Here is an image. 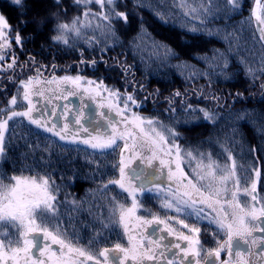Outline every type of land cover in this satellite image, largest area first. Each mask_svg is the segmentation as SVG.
I'll return each instance as SVG.
<instances>
[{
    "label": "snow or ice",
    "instance_id": "obj_1",
    "mask_svg": "<svg viewBox=\"0 0 264 264\" xmlns=\"http://www.w3.org/2000/svg\"><path fill=\"white\" fill-rule=\"evenodd\" d=\"M214 3L218 0H131L132 10L148 8L153 13L157 22L162 26L171 21L179 19L181 35L179 42L190 47L192 41L200 36L220 37L222 29H210L207 27L208 17L214 15ZM198 5V6H192ZM225 15L238 13L242 8L241 0H223ZM35 0H8V8L16 16L18 26L13 28L6 14L0 13V63L8 59V53L4 50L12 48V41L23 50L27 42L22 32L31 27L35 36L42 35L45 29H49L52 35L48 40L53 45L64 44L75 47L78 42L89 48H99L100 59L85 61L81 59L80 64L93 69L103 62V55L120 44L118 26L123 27L131 22V12L128 10V0H72V7L81 8L84 11L81 16L74 17L70 22H61V15L67 14L64 0H52V6L57 9L47 14L30 15ZM94 7L96 10H93ZM63 9V11H61ZM219 8L217 7V11ZM82 17V18H81ZM250 17L256 21L259 31V39L264 42V0H255V7L251 10ZM198 20L199 23H193ZM251 22V21H250ZM175 26V25H173ZM13 32L15 35L13 36ZM72 37L71 41L69 37ZM228 43V49L221 52L213 49L211 55L195 54L193 59L205 65V69H197L195 65L182 62L178 68L188 73L187 80L204 78L209 81L211 87L213 77H220L225 81L231 79L229 54L233 51L234 36L232 33L224 32L222 37ZM137 41L140 43L138 44ZM146 41H150L147 43ZM135 52L148 50L150 55L158 59L170 60L178 58V54L171 46L151 39L147 32L143 18L140 20V30L131 41ZM236 49H239L238 41H235ZM83 55V48L81 49ZM261 74H264V57H261ZM17 58L12 55L11 62L2 71L14 69ZM115 63L121 66V70L128 72V67L121 64L117 59ZM245 65L246 76H256V69L246 59H241ZM31 65L35 75L21 79L15 94L8 100V105L0 108V158L6 152L7 142L12 139H23L30 149H37L39 145L28 143V138L33 135V129H42L50 133L51 137H58L59 141H68L72 144H83L92 149L93 157L99 155L107 156L116 154L119 148V159L111 163V168L118 172L117 176L108 175L105 171L107 165L100 164L95 159L89 160V165H95L84 175V179L96 185L86 190L83 197L70 201L65 198L63 202L58 200L62 191V184H57L53 179V172L45 170L43 174L36 171L33 175H13L6 177L0 174V264H85L92 261L94 264H115L112 253H119L115 259L119 264H160L161 259L167 264H264V200L257 196V183L262 177L261 167L255 163L251 165V172L247 177L239 175V166L236 158L227 145H236L242 141L239 129L234 122L257 119L250 110L241 108L232 112L236 103L246 100L244 92L237 91L222 97L215 92L205 95L203 89H194L198 98H203L213 103L214 107H201L194 105L188 100V91L184 93L175 91L170 97H166L169 111L173 114L171 119L174 123L164 124L157 118L140 116L132 111L130 105L139 107L135 96L126 90L121 93L118 89H109L104 86L103 81L87 79L81 75H65L57 78L53 75L50 79L44 77L45 65H37L35 57L31 56L28 62L20 65L23 69ZM55 71V65L52 66ZM10 82H15V77L10 76ZM86 83L95 86L97 95L106 92L109 109L115 110V117H108L106 113H100L106 120L104 130L94 128L93 135L89 128L82 123L83 114H79L72 120L65 117L66 123L63 127L58 122L59 113L56 109L48 112L38 107L34 97H45L46 93L56 95V89L51 85H74L77 89ZM264 89V84L261 85ZM22 89V93H21ZM68 91L67 88L60 89ZM144 86H139L143 91ZM89 87L82 89L88 93ZM134 91H136L134 87ZM71 94V93H70ZM151 95V94H149ZM67 97H65L66 99ZM59 99V97H57ZM147 99V97H145ZM24 102L27 107L23 108ZM49 102L50 99H49ZM179 104V108H177ZM228 106V118L233 123L229 124V130L225 132L224 141L219 138L216 143L223 146L227 153V160L231 165L221 166L212 159L211 153L207 155L198 147L183 148L177 141L180 132L176 124L183 123L191 127L199 126L200 122H207L215 126L222 118V110ZM105 105H100L104 107ZM182 113L184 120L179 121L176 113ZM24 121H27L25 126ZM10 124L23 129L19 135ZM78 126V127H75ZM264 134V126L258 129ZM11 133V135H9ZM239 137V140L237 139ZM49 139V138H46ZM123 141V145L119 143ZM55 144V141H52ZM203 143V141L201 142ZM211 143V140H209ZM45 149L51 151L47 145ZM257 147L249 149L250 153H258ZM134 160H140L146 165L144 168H133ZM207 160V163H205ZM158 161V163H156ZM195 162V166H193ZM69 161V165H71ZM187 164L190 171H185L182 166ZM45 168H50L49 161L44 162ZM166 170V171H165ZM32 171V169H28ZM247 172V169H245ZM71 175L67 180L75 182L78 178L76 169L69 167ZM167 183L164 184L165 180ZM61 181L66 177L61 173ZM5 180L8 182L6 183ZM242 181L244 185L242 186ZM250 181V184L247 183ZM234 182V189L229 194V183ZM111 186L120 191L114 192ZM145 192H155L159 199L160 211L148 216L140 215L139 210L144 207L141 196ZM127 194L126 196L124 194ZM250 196L251 203L241 201L240 195ZM130 201V203H129ZM65 205V211L79 212L87 206V211L93 217L94 227L99 225L97 237L103 236L104 231H115L121 229L127 240V245L116 242L112 248H103L99 251L90 250L92 245L99 242L93 239L89 242V248L77 246L73 239L74 233H70L62 227L61 208ZM106 208L107 214H97L95 209ZM170 213H174L172 215ZM193 221L192 224L186 222ZM175 222L173 224L172 222ZM207 221L209 234L212 236L214 246L204 248L201 243L200 234L202 228L196 226ZM157 226L152 228V226ZM163 225V228H159ZM175 225H179L177 228ZM152 228L149 233L148 229ZM11 229H15L17 235L13 239ZM181 229H187V233ZM156 231L166 232L167 236H174L175 242L164 244L163 248L172 252L171 258L160 251L161 242L166 239L164 235L155 237ZM259 233L260 235H256ZM53 246H58L54 248ZM246 246V247H245ZM38 250L40 257L34 258L31 254ZM226 253V257H225ZM248 257L245 259V257ZM83 258V259H80ZM102 258V259H101Z\"/></svg>",
    "mask_w": 264,
    "mask_h": 264
},
{
    "label": "trees",
    "instance_id": "obj_2",
    "mask_svg": "<svg viewBox=\"0 0 264 264\" xmlns=\"http://www.w3.org/2000/svg\"><path fill=\"white\" fill-rule=\"evenodd\" d=\"M167 3L171 4V0H167ZM64 4L67 8V14L61 15V22H70L74 17L81 16V13L84 11L83 7L79 9L72 7V0H64ZM241 4L242 8L238 13H228L225 15L223 0H218V4L214 3V15L208 17L207 27L210 29H222L224 31L221 32L220 37L200 36L198 39L192 41L190 47H186L178 39L181 35L179 28L181 20L175 19L168 25L162 26L157 22L150 9L144 8L133 11L131 0H128L131 22L129 25H124L123 27L118 26L120 44L114 48H109L103 55V60L107 61V64L101 62L95 69L80 64V61L81 59L90 61L94 58L99 60L101 53L98 47L95 49L89 48L83 44V41L78 42L75 47L64 44L53 45L48 40V37L52 35V32L49 30L52 27L51 25H49V29L44 30L42 35L35 36V39H33L34 33L31 27H29L21 33L27 41L23 45V50L12 41V48L5 50L8 53V59L0 63L2 65L0 69V108L8 105V100L15 94L21 79H27L28 76L35 75L34 70H30V64L23 69L20 67V65L28 62L31 56L35 57L38 66H46L45 74L48 72H50L49 75L55 76H76L79 74L86 79L102 80L104 86L109 89H118L121 93H124L126 90L128 93H132L140 104L139 107L134 106L138 114L143 117L157 118L164 124L174 123L171 119L173 114L166 111L168 104L165 98L170 97L175 91L184 93L187 90L189 102L201 107H214V105L208 100L198 98L197 94L193 92L194 89H203L205 95L209 92H215L222 97V102L223 97L228 96L229 104H231L229 93L244 92L246 100L236 103L234 108H232V112H236L241 108L248 109L254 113L257 123H253L251 118L245 121L234 122V126L239 129L240 136L243 139L236 145L227 146L236 158V163L239 166V175L246 178L251 172V165L253 163L257 167H261L262 177L257 183L256 194L259 199L264 200V134L258 131L259 128L264 126V89L261 88V85L264 84V74H261L260 71L262 65L261 57H264V42H261L259 39L256 21L250 17L251 10L255 7V0H241ZM217 7L219 8L218 11ZM93 10H96V8L94 7ZM55 11L57 9L52 6V0H35V6L32 7L30 15H36L37 13L43 15ZM0 13L7 15L13 28L18 26L16 16L8 8V0H0ZM141 18H143L144 26L150 34L151 39L163 42L174 48L178 54V58L163 60L158 59L155 55H150L148 50L142 52L134 51L131 41L140 30ZM193 23L198 24L199 21L195 20ZM224 32L232 33L235 38L233 51L229 54L230 68L228 71L231 73V79L225 81L220 77H213L211 87H208L209 81L204 78H197L194 81L187 80L188 73L178 68L177 65L187 62L195 65L197 69H205L204 63L193 59V56L197 53L200 55H211L213 49L225 52L228 49V43L222 38ZM14 35L15 32H13ZM69 39L71 41L72 37L70 36ZM235 41H238L239 49H236ZM146 42L150 43V41ZM137 43L139 44L140 42L137 41ZM82 48L83 55H81ZM12 55H15L17 58L16 67L2 71L11 62ZM117 59L122 65L128 67L127 73L123 72L121 66L115 63ZM241 59H246L257 70L256 76L259 78L254 82L252 77L246 76L245 65L240 63ZM53 65H55V71H53ZM10 76L15 77L14 83L9 81L8 78ZM140 85L144 86L143 91H139ZM134 87L136 91H134ZM176 106L177 108L180 107L179 104ZM19 109L22 108H17L16 110ZM175 115L179 121H183L185 118L180 112ZM221 115L222 118L215 126L203 121L196 127L183 123L176 124L177 130L180 132L177 142L183 148L198 147L206 155L211 153L212 159L221 166L225 164L230 166L231 162L227 160V153L224 152L223 146L216 143L218 138L224 141L225 132L229 130V124L233 123L228 118L227 105H225ZM24 124L27 126V121H24ZM10 127L15 128L17 135L23 131L19 124H10ZM30 127L33 129L34 134L28 138V143L39 145L40 147L33 150L27 146L23 139L9 140L5 154L0 158V174L11 177L21 174L33 175L36 171L41 172V174L45 170L53 172V179L56 180L57 184H62V191L58 195V200L61 202L66 197L69 201L73 197L79 199L84 196L87 189L96 187L95 184L83 178L90 168L95 167V165L88 164L89 160L95 159L97 163L107 165L105 171L108 175L105 176V179L108 176L118 177V172L111 168V163L114 160L118 161L119 148L116 149L115 155L110 153L103 157L99 155L93 157L86 155V153L92 152V149L86 145L59 141L58 137H51L50 133H46L42 129L37 130L35 126ZM237 139L239 140V137ZM209 140H211V143H209ZM52 141H55V144ZM202 141L203 143H201ZM45 145L51 151L46 150ZM252 147H257L260 151L254 154L250 153L249 149ZM49 158L51 167L46 169L44 162L49 161ZM69 161L72 162L71 165H69ZM206 162L207 160H205ZM69 167L76 169L78 172V178L75 182L67 180V176L71 175ZM28 169H32V171L30 172ZM245 169H247V172ZM61 173H64L66 177L63 182L60 179ZM5 182L7 183L8 181L5 180ZM247 183L250 184V181H247ZM232 185L235 186L233 183ZM232 185H228L229 194ZM243 185L244 181H242ZM111 187L114 192L120 191L115 186ZM124 195L126 196L127 194L125 193ZM245 197L247 198V196L241 193L240 199L242 202ZM155 198L157 196L148 193L142 194L141 200L144 207L141 213H145L146 209H157ZM67 207L69 206L65 205L61 208L62 227L66 228L68 232L74 233L73 239L77 242L78 247L88 249L89 242L94 238L99 240L90 249L94 251H99L105 247L110 248L116 242H122L127 245V240H125L121 229L104 231L103 236L97 237L96 233L99 230V225L93 226L95 222L87 211V206L79 212H71V219L69 218V212L65 211ZM95 211L97 214H107L106 208L95 209ZM170 214L173 215L174 213ZM186 222L191 223V220ZM181 230L187 233V229ZM11 231L13 233L12 238L14 239L17 233L15 229H11ZM207 236L205 231L202 230L200 239L203 238L204 240L202 241H205ZM209 243L214 246L212 239L209 240ZM87 264H94V262L89 261Z\"/></svg>",
    "mask_w": 264,
    "mask_h": 264
},
{
    "label": "rangeland",
    "instance_id": "obj_3",
    "mask_svg": "<svg viewBox=\"0 0 264 264\" xmlns=\"http://www.w3.org/2000/svg\"><path fill=\"white\" fill-rule=\"evenodd\" d=\"M1 68H2V65L0 64V69ZM63 76H65V75H59V76H56V77L59 78V77H63ZM85 80H87V79L85 78ZM85 87H89L90 88V91L88 93H83L82 92V89L85 88ZM51 88L56 89V95L55 96H52L51 93H46V96L45 97L36 96V97L33 98L34 99V102H38V107H40L43 111H46V108H48V107H52V109H54L57 106L59 100H65V97L73 96V95L77 94L81 98H89V99H92L94 101H97V103L99 104V106L100 105H105L104 106V109L105 110L104 111L101 110V112L106 113L108 117H115L117 121L120 120V117H116V113H115L114 107H113V109H109L107 107V104L110 103V101L108 99H106V97H107L108 94L106 92H103L102 95H97L96 94V91H95V86L94 85L93 86H89L86 83H83L81 85V88L80 89H77L74 85H70V84H68V85H60L59 88H57V85L53 84V85H51ZM63 88H67L68 91H61L60 89H63ZM57 97H59V99H57ZM49 99H50L51 102H49ZM41 101H45V105L42 104V106H41L40 105ZM46 103H47V105H46ZM26 107H27V104L25 102L24 103V107L22 109H19V110H25ZM130 107L132 108V111L136 112V110H135V108H134L133 105H130ZM136 113H138V112H136ZM105 124H106V120H102L99 123H97L96 121H94V122L90 123L89 125H87L86 127H88L89 128V131L92 132L93 135H95L96 134V131L94 130V128H96V126H98V130L102 132L104 130ZM63 125L64 124H62L61 127H63ZM75 127H78V126H75ZM119 143L121 144V146L123 145V141H120ZM156 163H158V161ZM182 166L185 168V171H190V168L188 167L187 164H184ZM193 166H195V162H193ZM132 167L133 168H137V169L144 168L147 172L152 171V169H147L146 168V165L145 164H142L140 162V160H134L133 163H132ZM163 183L164 184L167 183L166 178L163 181ZM233 184H234V182H233ZM231 185H232V183H229V186H231ZM234 187L235 186L232 185V188L230 189V192H231V190L234 189ZM145 193H148V194L157 196V194L155 192H145ZM155 200L157 201V204H156L157 209L156 210L146 209L144 211L145 213H143V212L141 213V210L142 209H140L138 214L144 215V216H148L149 212L155 213V212L160 211V214L163 216L164 215L163 211L159 209V199H158V197L155 198ZM244 201H247L250 204L251 203L250 196H247V198L245 197ZM173 215H175V214H173ZM172 223L174 224V222H172ZM192 223H193V221H191L190 224H192ZM196 226H200L202 228V230L205 231V233L208 235L207 236V239L205 241H202L204 239L201 238V243L204 246V248L211 247L212 245L209 243V240L212 239V236L209 234L207 221H204L201 224H198ZM175 227H176V225H175ZM179 227L180 226H177V228H179ZM159 228H163V225L160 226ZM156 233H157L158 237L160 235H164L166 237V239L161 242V245L163 243L168 244L169 242H175V237L174 236H167V233L166 232H163L162 233L160 231H157ZM125 240H126V238H125ZM160 251L164 252L165 256L171 258L172 254L169 255L168 251H166L164 248L163 249H160ZM31 254L35 258V255L33 254V252ZM36 254L39 255V251H37ZM41 258H43V257H41ZM247 258L248 257L246 256L245 259H247ZM113 259L115 260V258H113ZM8 264H11V262H8ZM126 264H131V262H126ZM160 264H167V262H166V260L161 259Z\"/></svg>",
    "mask_w": 264,
    "mask_h": 264
},
{
    "label": "flooded vegetation",
    "instance_id": "obj_4",
    "mask_svg": "<svg viewBox=\"0 0 264 264\" xmlns=\"http://www.w3.org/2000/svg\"><path fill=\"white\" fill-rule=\"evenodd\" d=\"M50 72L48 73H44V77L49 79L51 78L53 75H49ZM45 105V101H41L40 105L42 106ZM47 105V103H46ZM56 109V111L60 114L58 117V122L60 124V126H62V124L66 123V119L65 117L67 116L68 120H72L74 117H76L79 114H83V119H82V123H84L85 126L89 125L90 123L96 121L97 123H99L102 120H105L104 118L101 117L100 113L101 110L104 111V107H100L99 104L97 103V101H94L92 99L89 98H81L79 95L75 94L73 96H68L65 100H59L57 106L54 108ZM52 110V107H48L46 108L45 112H48ZM162 226V225H160ZM159 226V227H160ZM157 226L153 225L152 228H156ZM152 228H149V230L151 229L152 232ZM148 230L149 233H151ZM157 232V231H156ZM256 235H260L259 233H257ZM155 237L157 238L158 235L157 233H155ZM165 243L162 244V248L163 249V245ZM54 248L58 247V246H53ZM246 247V246H245ZM112 248V247H110ZM38 250H33V254L35 255V258H41L40 257V253L39 255L36 254ZM176 249H173L172 252H168L169 255L173 254L174 252H176ZM121 254L119 253H113L112 257L116 258L117 256H119ZM225 257H226V253H225ZM83 259V258H80ZM89 261H85V264H87ZM115 264H119V260L115 259Z\"/></svg>",
    "mask_w": 264,
    "mask_h": 264
},
{
    "label": "water",
    "instance_id": "obj_5",
    "mask_svg": "<svg viewBox=\"0 0 264 264\" xmlns=\"http://www.w3.org/2000/svg\"><path fill=\"white\" fill-rule=\"evenodd\" d=\"M149 231L151 232V229Z\"/></svg>",
    "mask_w": 264,
    "mask_h": 264
}]
</instances>
